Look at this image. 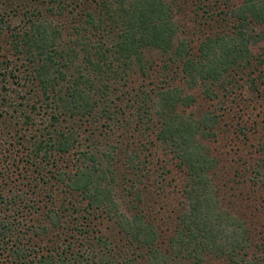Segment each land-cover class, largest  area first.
Here are the masks:
<instances>
[{"label":"trees","instance_id":"trees-1","mask_svg":"<svg viewBox=\"0 0 264 264\" xmlns=\"http://www.w3.org/2000/svg\"><path fill=\"white\" fill-rule=\"evenodd\" d=\"M49 1L51 16L66 19L67 36L46 20H32L24 32L5 28L10 31L7 46L22 57L28 81L45 106L48 124L33 130L26 165L37 170L34 181L43 180L47 187L42 215L49 226L40 227L45 234L55 230L57 239L52 250L36 242L28 253L14 225L0 218V244L11 261L264 264V242H254L245 221L223 207L213 179L219 160L206 142L217 136L220 118L210 112L197 117L186 112L196 103L193 90L199 88L205 99L216 100L218 89L234 90L238 72L253 75L259 68L264 89V58L254 63L252 53L264 42V31L255 30L264 29V0H243L239 6H228V0H195L201 4L196 7L203 12V26L216 24L196 47L190 39L194 34L179 23L186 0ZM222 5L229 9L223 18L214 9ZM225 23L228 32L222 29ZM153 52L166 56L164 64L177 66L184 87L167 84L149 90L131 85L137 73L150 77ZM126 85L130 89L124 93ZM33 120L26 116L23 124L35 127ZM73 121L100 125L90 148L83 147L78 132L68 125ZM150 130L155 131L151 146L158 144L171 156L161 168L159 160L141 155ZM119 143L125 144L123 150ZM170 164L180 175L178 205L170 208L165 202L144 208L148 194H161ZM258 167L264 169V159ZM4 176L0 173V205L17 209L25 195L6 189ZM32 211L41 210L36 206ZM38 227H32L30 241L39 238ZM77 232L96 250L92 258L72 242L61 244L62 234L66 242Z\"/></svg>","mask_w":264,"mask_h":264},{"label":"rangeland","instance_id":"rangeland-1","mask_svg":"<svg viewBox=\"0 0 264 264\" xmlns=\"http://www.w3.org/2000/svg\"><path fill=\"white\" fill-rule=\"evenodd\" d=\"M186 1L179 23L186 32L194 34L190 39L194 38V47H196L199 43L198 40L210 34L216 24L211 22L203 26V12L196 7L200 3H196L195 0ZM242 2L243 0H228L225 3L228 6L231 4L239 6ZM50 6L49 0H0V32H2V28L5 29L3 35H0V173L5 175V179L8 177L6 189L13 187L16 192L25 195V202L17 209L16 207L6 209L4 204L0 205V218L10 220L9 222L15 227V234H17L15 236H19L21 244L28 246V253H31L36 242L41 246V249L52 250L53 242L57 239L54 236L57 234L55 230L50 228V234H45L40 227V225L49 226L43 220L42 215L45 211L43 198L47 187H44L43 180L34 181V177L37 179L39 177L37 170L26 165L28 149L36 136L33 130L48 124V122L43 114L45 111L44 102L36 94L35 85L28 81V73L22 57H19L18 53L10 51V47L6 44L10 40L7 39L10 31L5 27L10 26L13 33L24 32L32 20H46L57 25L67 36L66 27L69 25L66 19L51 16L48 11ZM199 6L201 7V4ZM214 9L218 16L220 12L222 13L219 16L222 18L226 17L224 12L229 10L228 8L223 9V5L219 8L214 7ZM214 15L217 16V14ZM227 24L225 23V26L222 27L224 32L229 30V24ZM210 26L212 28H209ZM219 26L220 23L216 28ZM222 29H218L217 32H222ZM255 30L257 32L264 31L261 28H255ZM252 53L255 57L254 63L263 59L264 42L255 45L252 48ZM149 57L154 60V68L149 73L150 77H143L137 73L129 80L132 86H145L149 90L167 84L184 87L181 76L178 75L177 66L164 64L165 61H168L166 56L159 52H153ZM259 70L258 68V72L253 75L248 70L238 72L235 79L232 80L236 82L233 86L234 90H230V87L227 88L230 91L218 89L219 98L213 101L205 99L199 88L193 90L190 94L196 99V103L190 109H186V112L189 115L192 113L195 117L210 112L220 118L217 136L214 140L206 142L211 155L219 160L213 179L218 186L223 207L242 218L251 230L254 242L262 243L264 242V169L259 168L258 165L264 159V89L261 85ZM246 79L249 80L246 81ZM254 79L256 81L252 85L250 80ZM128 89L130 87L126 85L123 92H129ZM26 116L34 119L35 127H27L23 124ZM73 123H68V125L78 132L82 138L83 147L90 148L93 140L97 139V130L100 125L85 122L76 123V121ZM154 134L153 130L147 132L148 137L143 139L147 150L141 145L140 150L144 151L141 155L142 158L144 155L150 157L151 161L154 159V162L159 160L157 167L161 168L171 161V156L164 153L158 144L151 146L150 142L155 141ZM116 138L115 140H118V137ZM113 139L110 140L113 141L111 144L116 145ZM119 144L122 145L123 150L125 144ZM120 152L121 150L117 151V154ZM119 157L122 159V154ZM119 167L121 173L123 171L121 162H119ZM168 170L170 173L165 177L161 194H155V196L148 194L145 197L144 208L153 207L155 203L164 204L165 202L170 208H176L178 205L180 175L173 164H170ZM259 172L260 174H258ZM36 206L41 211L34 214L32 209ZM15 209L16 211H14ZM85 224L88 225L85 222L83 226ZM33 226H39V238L30 241V237H33L34 234ZM90 227L92 226L90 225ZM88 230L90 231L89 227ZM89 235L94 236V234ZM82 236L83 234L77 232L74 238H69L64 242L65 236L62 234L63 239L60 242L63 245L72 242L74 248L82 250V252L86 251V257L92 258L96 250H92L90 241L88 242ZM262 256L264 257V253ZM0 264H19L11 261L8 250H5L1 244Z\"/></svg>","mask_w":264,"mask_h":264}]
</instances>
